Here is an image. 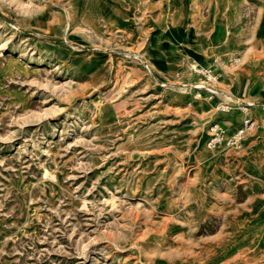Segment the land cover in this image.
Segmentation results:
<instances>
[{"label":"rangeland","instance_id":"obj_1","mask_svg":"<svg viewBox=\"0 0 264 264\" xmlns=\"http://www.w3.org/2000/svg\"><path fill=\"white\" fill-rule=\"evenodd\" d=\"M0 264H264V0H0Z\"/></svg>","mask_w":264,"mask_h":264},{"label":"built area","instance_id":"obj_2","mask_svg":"<svg viewBox=\"0 0 264 264\" xmlns=\"http://www.w3.org/2000/svg\"><path fill=\"white\" fill-rule=\"evenodd\" d=\"M196 71L205 76L208 83L201 85V90L203 88L207 89L210 93L209 99H212L213 93H215L214 87L211 82L215 80V75L213 70L206 66H197ZM221 111H229L230 106L228 104H222L219 107ZM257 123L253 117L247 116L243 119L239 127L234 131H227L220 123L213 122L209 127V137L207 140V148L214 149H227V148H237L245 141V139L255 131Z\"/></svg>","mask_w":264,"mask_h":264},{"label":"crops","instance_id":"obj_3","mask_svg":"<svg viewBox=\"0 0 264 264\" xmlns=\"http://www.w3.org/2000/svg\"><path fill=\"white\" fill-rule=\"evenodd\" d=\"M239 127V126H238ZM236 129V128H235ZM235 129H233L232 131H234ZM232 131H229V132H232Z\"/></svg>","mask_w":264,"mask_h":264}]
</instances>
